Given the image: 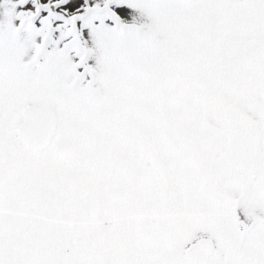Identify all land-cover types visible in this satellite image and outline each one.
Wrapping results in <instances>:
<instances>
[{
    "label": "snow or ice",
    "instance_id": "6c2138e0",
    "mask_svg": "<svg viewBox=\"0 0 264 264\" xmlns=\"http://www.w3.org/2000/svg\"><path fill=\"white\" fill-rule=\"evenodd\" d=\"M0 264H264V0H0Z\"/></svg>",
    "mask_w": 264,
    "mask_h": 264
}]
</instances>
